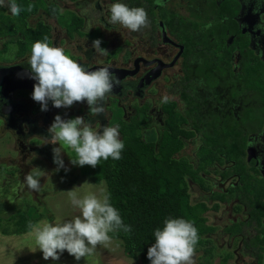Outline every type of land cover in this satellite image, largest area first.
<instances>
[{"label":"flooded vegetation","instance_id":"obj_1","mask_svg":"<svg viewBox=\"0 0 264 264\" xmlns=\"http://www.w3.org/2000/svg\"><path fill=\"white\" fill-rule=\"evenodd\" d=\"M117 2L144 7L148 26L133 32L109 24L110 7ZM161 2L163 6L156 0H16L24 9L30 3L35 7L28 13L22 9L18 16L8 7H0V53L14 48L16 56L15 62L0 63V67L20 65L31 71L27 54L36 41H42L35 38L43 29L53 46L64 47L72 59L85 67L90 65L89 70L110 66L131 71L123 77V72L111 70L122 84L107 98L106 113L91 115L87 101L64 108L67 119L82 116L101 133L109 125L119 126L120 131V124L139 118L138 109L143 107L146 110L141 113L160 131L177 127L179 124L165 125L161 118L154 120L153 114L155 97L179 85L182 118L186 120L180 123L182 129L188 125L193 129L194 120L188 111L195 107L201 136L242 134L251 174L264 181V0ZM209 23L211 28L206 27ZM96 39L102 41L101 47L109 55L96 52L92 46ZM32 93L26 89L4 93L0 86V120L14 133L18 147L27 136L51 139L49 123L62 109L52 102L47 111H42L36 101L30 105L27 97ZM129 108L133 112L126 119ZM161 109L177 110V102L162 103ZM30 148L54 163V147L48 141ZM249 243L248 247H254ZM258 264H264V246Z\"/></svg>","mask_w":264,"mask_h":264},{"label":"clouds","instance_id":"obj_2","mask_svg":"<svg viewBox=\"0 0 264 264\" xmlns=\"http://www.w3.org/2000/svg\"><path fill=\"white\" fill-rule=\"evenodd\" d=\"M156 2L163 6L161 0ZM4 6L14 16L22 11L16 0H0V7ZM34 7L30 3L26 10L31 12ZM110 13L109 24H119L133 32L149 24L144 7H129L117 2L111 5ZM206 27L211 28L212 24L209 23ZM101 43L100 39H96L92 46L99 55H109L107 49L101 47ZM27 62L31 67V78L37 81L32 99L41 104L42 111L48 110L49 101L56 108H69L76 102L87 101L91 115L106 113L107 98L115 86L122 84L110 66L89 70L90 65L85 67L72 59L64 47L53 46L47 36L31 46ZM168 100L167 95L162 97V103H167ZM48 131L51 133L49 143L60 144V147L53 148L57 170L65 167L62 147L66 146L76 153L75 158L71 157L72 164L81 167L89 165L93 168L99 165L101 159H121L125 147L119 126H106L101 133L82 116L64 119L56 115ZM38 169L33 168L24 180L28 189L36 192L40 190V178L44 176ZM80 187L67 191L71 204L80 211L74 219L63 223L57 220L55 223L41 221L39 224H28V234L35 236L38 249L45 260H59L66 250L79 261L92 255L98 245L107 247L112 241L109 233L120 229L126 233L131 232V226L124 224L120 212L111 204L110 195L105 189L80 195ZM154 235L155 243L147 253L151 264H195V247L199 235L192 222L183 218H168L164 227L156 229Z\"/></svg>","mask_w":264,"mask_h":264},{"label":"rangeland","instance_id":"obj_3","mask_svg":"<svg viewBox=\"0 0 264 264\" xmlns=\"http://www.w3.org/2000/svg\"><path fill=\"white\" fill-rule=\"evenodd\" d=\"M30 55L31 53L27 54V59ZM15 61L14 48L0 53V63L7 64ZM179 91V85H173L155 97L154 120L161 118L169 127L179 124V116H182V100L178 97ZM165 95L169 97L168 102H177V110L162 111V97ZM27 101L30 105L34 102L32 94L28 95ZM132 112L133 108H129L124 118L128 119V115ZM67 114L64 108L56 113L64 119H67ZM40 115L42 113L38 116ZM139 118L144 121L140 132L146 138L150 149L156 150L160 127L154 126L152 119H148L143 113L139 114ZM53 122L54 120L48 127ZM187 128L191 127L188 125ZM200 138L201 135L198 132L194 137L186 140L176 157L186 158L193 167H197ZM49 140L37 135L27 136L23 139V146L18 147L14 133L7 130L0 120V209L5 212L2 215L3 219L0 220V264H151L150 261L144 263L139 258L128 256L123 250L122 241L113 238L107 247L98 245L92 255L81 258L79 261L66 250L60 255L59 260H45L43 253L38 249L35 236L28 234L30 232L28 225H22L25 228L15 232L14 229L17 227L15 220H9L6 216L17 209L26 210L33 224H39L41 221L55 223L57 220L63 223L80 214L79 209L71 204L68 190L82 186L79 190L80 195L88 191L99 192L102 188L106 190L104 181H99L94 175L93 167L89 165L81 167L71 163V157H76L74 150L66 146L62 147L61 155L65 167L57 170L58 165L45 160L30 148L33 145L38 147ZM50 144L54 148L60 147L59 143ZM231 165L232 163L228 162L221 165L215 163L199 171L203 186L186 177L190 203L200 208H202L200 204L205 205L206 209L201 210L200 216L204 217V224L213 229L200 237L204 242L197 243L195 247V264H258L255 249L251 245L253 244L251 238L255 235L256 229L252 226H243L238 234H231L227 230L231 224L247 219L246 208L237 200L222 202L210 196L213 191L226 192L230 185L237 183L236 175H230L224 180L217 172ZM33 168H39L38 170L44 174L40 178L41 188L38 192L28 189L24 182L26 175ZM86 182L87 184H84ZM216 203L218 206L214 208ZM236 207H239V210H236ZM247 241H250V247L245 244Z\"/></svg>","mask_w":264,"mask_h":264},{"label":"trees","instance_id":"obj_4","mask_svg":"<svg viewBox=\"0 0 264 264\" xmlns=\"http://www.w3.org/2000/svg\"><path fill=\"white\" fill-rule=\"evenodd\" d=\"M21 8L28 13L26 8ZM46 32L42 29V33L35 40H43ZM24 51L25 49L19 54ZM140 110H146V107L138 109L137 116L141 113ZM194 112L195 107L188 111V115L194 120L193 129H182L180 123L186 120L179 116L177 127L160 132L156 150L150 149L146 138L140 132L144 122L138 117L120 124L121 139L125 145L121 159H101L93 170L96 178L104 181L110 202L120 212L124 224L131 226L130 233L120 229L109 235L122 241L123 250L128 256L139 258L144 263L150 261L147 253L149 247L155 243V230L162 229L168 218H183L192 222L198 229V243H203L200 237L213 229L205 225L204 217L200 216L201 210L206 209L205 205L200 204V208L190 203L186 177L203 186L199 171L215 163L221 165L228 162L232 165L217 172L224 180L230 175H236L237 183L230 185L226 192L213 191L210 196L222 202L237 200L246 208L247 219L231 224L227 230L231 234H238L243 226L254 227L257 233L252 243L258 249L256 254L260 263L264 246V181L257 180L251 174L253 168L248 167L245 159L242 134H203V144L197 150V167H193L186 158H177L176 154L182 150L185 141L199 131ZM217 206L216 203L214 208ZM235 209L239 210V207ZM4 213L0 209V220ZM6 218L15 220V232L22 231L25 228L22 225L27 226L30 222L28 212L23 209L11 212Z\"/></svg>","mask_w":264,"mask_h":264},{"label":"water","instance_id":"obj_5","mask_svg":"<svg viewBox=\"0 0 264 264\" xmlns=\"http://www.w3.org/2000/svg\"><path fill=\"white\" fill-rule=\"evenodd\" d=\"M167 64V66L171 65ZM116 72H123L122 76L132 74L131 71L125 69L114 68ZM36 80L31 78V71L20 65H13L8 67H0V86H3V92L8 93L16 89H26L34 91Z\"/></svg>","mask_w":264,"mask_h":264}]
</instances>
